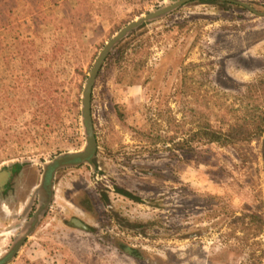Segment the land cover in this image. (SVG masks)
<instances>
[{
    "label": "rangeland",
    "instance_id": "rangeland-1",
    "mask_svg": "<svg viewBox=\"0 0 264 264\" xmlns=\"http://www.w3.org/2000/svg\"><path fill=\"white\" fill-rule=\"evenodd\" d=\"M61 1L37 0V4L48 10ZM176 1L92 0L90 18L78 27L91 46L87 71L120 27ZM243 1L264 12V0ZM175 11V19L193 23L197 46L191 49L189 42L178 43L174 36L160 32L150 68L142 78L136 79L133 68L121 85H116L114 72L107 78L97 76L92 115L99 154L92 164L58 171L49 215L11 264H252L253 245L247 242L238 247L230 223L243 213L257 211L258 199L264 200V138L243 154L213 143L197 145L194 158L182 156L176 160L166 154L145 161L139 160L131 148L135 140L130 127L140 123L149 108L160 111L167 105L177 110L183 107L176 90L170 94L172 87L168 86L187 66L190 75L210 82L211 88L233 103L250 82L264 74V16L249 10L221 11L222 20L214 23L211 18L219 15L217 7L197 2ZM161 17L137 32L163 31L168 21ZM44 57L53 73L51 52L44 49ZM167 58L171 68L164 83L165 74L158 73V68L159 61ZM2 75L6 92L18 105L14 80L7 73ZM147 79L152 80L148 83ZM58 82L62 87L60 77ZM119 103L127 106L130 117L126 122L116 114ZM83 120V112L67 107L51 146H39L31 153L23 150L0 166L22 161L32 162L37 168L44 163L46 169L56 157L84 150L87 133ZM129 161L137 166H129ZM122 189L140 199L126 196ZM73 217L95 231L70 226L68 221ZM255 241H261L264 250V234Z\"/></svg>",
    "mask_w": 264,
    "mask_h": 264
},
{
    "label": "trees",
    "instance_id": "trees-1",
    "mask_svg": "<svg viewBox=\"0 0 264 264\" xmlns=\"http://www.w3.org/2000/svg\"><path fill=\"white\" fill-rule=\"evenodd\" d=\"M193 2L216 6L219 15L221 11L225 14L231 10L248 11L229 0ZM91 10L92 0H62L48 10L40 8L37 0H0V54L3 55L0 163L23 150L31 153L39 146H51L52 136L67 107L82 114L85 86L92 70L87 71L91 46L86 36L78 32V27L90 18ZM175 14L176 11H172L160 18L168 21L163 31L148 34L147 30L137 32V29L119 41L110 51L98 79L114 72L116 85H121L130 68L136 79L142 78L150 68L154 48L161 39L160 35L157 37L160 32L174 36L178 43L189 42L191 49L195 48L193 23L175 19ZM219 15L211 18L214 23L222 20ZM44 49L51 52L53 73L45 65ZM167 62L168 58L159 61V68L157 65L158 73L165 74L164 83L168 81L167 72L171 68ZM189 71L190 66H187L177 81L168 86L172 87L170 94L176 90L183 107L177 110L167 105L160 111L149 108L143 114L144 119L130 127L135 140L131 148L139 160H156L166 154L176 160L182 156L194 158L197 145L213 143L243 154L255 141L264 138V74L250 82L233 103H228L217 89L211 88L210 82H204L199 75H190ZM3 73L9 74L15 82L18 105L6 92ZM115 110L122 122L128 121L130 116L125 104H116ZM129 164L133 168L137 166L131 161ZM148 173L151 175L153 171ZM122 192L134 200L140 199L127 189ZM258 202L257 211L243 213L230 223L238 247L247 242L253 245L252 264H264L261 241H255L264 234V200L259 198Z\"/></svg>",
    "mask_w": 264,
    "mask_h": 264
},
{
    "label": "flooded vegetation",
    "instance_id": "flooded-vegetation-1",
    "mask_svg": "<svg viewBox=\"0 0 264 264\" xmlns=\"http://www.w3.org/2000/svg\"><path fill=\"white\" fill-rule=\"evenodd\" d=\"M232 1L250 4L243 0ZM252 6L256 9L254 5ZM248 10L251 11L250 9ZM252 13L255 14L254 12ZM258 16L263 17L264 15ZM86 147L84 150L77 152L85 151ZM98 150L97 141L96 152L91 159L57 168L53 174L52 184H48L47 181L48 170L50 165L61 155L47 164L46 169L43 167L44 163H40L41 165L37 168L34 167L37 165L32 162L22 161H13L10 165L4 164L0 166V225H2L0 230L4 227V231L0 232V264H11L14 262L34 238L35 233L44 223V219L49 215L57 189L58 171L66 167H80L92 164L94 158L99 154ZM43 168L45 169L44 172ZM76 220L86 224L77 217L69 220L68 224L72 227L80 228L75 224ZM90 228L91 230L86 231H95L94 228ZM3 247L6 248L2 249Z\"/></svg>",
    "mask_w": 264,
    "mask_h": 264
},
{
    "label": "water",
    "instance_id": "water-1",
    "mask_svg": "<svg viewBox=\"0 0 264 264\" xmlns=\"http://www.w3.org/2000/svg\"><path fill=\"white\" fill-rule=\"evenodd\" d=\"M196 0H177L174 3H171L167 6L161 7L159 9H156L154 11H150L146 15H143L139 17L138 19H135L131 21L129 24H127L124 28L121 29V31L116 34L114 37H112L104 46L101 53L99 54L92 70L90 73V76L87 80L85 91H84V101H83V121L84 126L86 128L87 133V147L85 151L82 152H69L67 154L61 155L59 158H57L49 167L48 175H47V181L48 184H52V178L53 174L56 171L57 168L60 166L68 165V164H76L81 163L84 161H87L93 157V155L96 152L97 148V136L95 132V126L93 121V115H92V97H93V90L95 86V82L97 79V76L99 72L102 69L103 64L105 63L110 51L113 49V47L122 39L126 38L130 33H132L134 30H137L150 22L153 19H156L158 17H161L165 14H168L177 8L193 2ZM232 1V0H230ZM243 6L250 9L252 12L258 15H264V13L257 11L252 5L239 2ZM75 224H77L78 227L85 229V230H91V228L84 224L82 221L76 220Z\"/></svg>",
    "mask_w": 264,
    "mask_h": 264
}]
</instances>
